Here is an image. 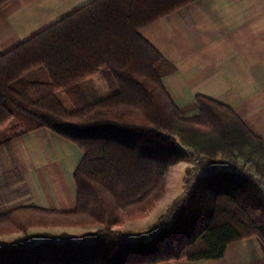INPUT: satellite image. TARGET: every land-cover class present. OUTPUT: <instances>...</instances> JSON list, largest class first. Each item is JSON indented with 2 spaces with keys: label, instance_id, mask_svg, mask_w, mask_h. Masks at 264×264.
<instances>
[{
  "label": "trees",
  "instance_id": "1",
  "mask_svg": "<svg viewBox=\"0 0 264 264\" xmlns=\"http://www.w3.org/2000/svg\"><path fill=\"white\" fill-rule=\"evenodd\" d=\"M188 1L89 0L0 52V143L46 127L81 150L71 172L72 209L33 202L0 209V235L21 233L0 237V264H148L219 257L226 242L251 234L264 243V141L229 106L201 94L197 114L180 115L160 80L172 65L138 33ZM94 75L88 93L83 82ZM182 145L221 161L195 178L162 231L147 238L116 233L162 196L167 167L186 153ZM227 175L240 186L229 185ZM188 210L193 224L178 233L174 251L131 257ZM83 224L96 227L77 239L66 231L25 235L29 226Z\"/></svg>",
  "mask_w": 264,
  "mask_h": 264
},
{
  "label": "crops",
  "instance_id": "2",
  "mask_svg": "<svg viewBox=\"0 0 264 264\" xmlns=\"http://www.w3.org/2000/svg\"><path fill=\"white\" fill-rule=\"evenodd\" d=\"M87 1L4 0L0 52ZM138 33L172 65L160 80L180 115L197 114L195 94H201L229 106L264 141V0H190L140 26ZM80 157L74 142L46 127L11 136L0 143V199L72 209L71 172ZM10 171L12 178L1 183ZM140 220L120 229L131 237L142 234ZM148 264H264V243L251 234L226 242L219 257Z\"/></svg>",
  "mask_w": 264,
  "mask_h": 264
},
{
  "label": "rangeland",
  "instance_id": "3",
  "mask_svg": "<svg viewBox=\"0 0 264 264\" xmlns=\"http://www.w3.org/2000/svg\"><path fill=\"white\" fill-rule=\"evenodd\" d=\"M96 77L97 76L94 75L93 78L90 79V81H87V79L84 80L83 87L85 84V89L88 93H91V92L94 93V88L96 87V84L98 82V79H95ZM56 93H57V96L61 100L66 101L65 99L66 96L63 91L59 90ZM15 120H16L15 118H12L8 122V124L13 123ZM183 147H187L189 150H191V148L187 145H182L181 148L183 149ZM188 153L186 152L183 154V157L180 158L181 160H179L178 164L174 162L175 163L174 165L172 163L167 167L164 173V186L169 181V183L167 184L168 187L166 188V193H164L163 191L162 196L155 202V205L151 209H149L144 216L135 218V219H141L140 221H142L145 224V226H142L141 228L143 230L141 233L144 236V238L153 237L154 234L157 233V230L162 231L164 227L169 225L170 222L175 218V217L172 218L170 221L167 222V224L165 222L166 219H163L165 214H167L168 210L173 207L178 209L177 210V213H178L179 206L182 204L184 200V196L189 191V188L192 186L195 178L200 175L196 172L191 174V172L194 171L195 167H197L198 164L203 162V159H199V157L201 156L202 158L210 159L213 162L215 161L214 164L216 165L219 164V162L221 161V159L218 156H210L208 154L201 153V152L199 153L193 152V154H188ZM196 157L198 158L197 159V162H199L198 164H196L197 162L195 161ZM0 164H2V162ZM244 169L248 170L250 168L244 167ZM13 175L14 174L12 171L8 173L4 172L3 176H1V183L5 180H9L10 178H12ZM220 179L221 181H223L224 177H220ZM236 182H237V185L240 186V182L239 181H236ZM236 182L233 181V179H229L228 183H231L229 185L236 186L234 185ZM3 200L4 199H0V209L6 207L7 205L16 204L15 201L11 199L7 201H3ZM178 204L180 205L178 206ZM191 212L193 211L192 210L186 211V213L180 217V219L178 220L176 224H174V226H172L165 234L161 235L156 240L150 241L147 244L142 245L141 247H138L132 250L131 257L133 259L134 258L135 259L144 258L147 256H153L156 254H168L174 251L177 246V241H178L177 238L182 236L181 234L177 236L178 233L180 232L182 234L183 232L185 233V231L189 230L191 224H193L192 222L194 221V219H193V216L191 215ZM175 216H177V214ZM168 219H169V216H168ZM124 223L116 227L117 229V230L115 229L116 233L121 232V234L124 233V234H127L128 237H130L129 234L126 232L127 230L123 232V230L120 229V227H122ZM95 227L96 225L94 224H89V225L83 224V225H76V226H47V227L29 226L27 228L28 230H26L25 232L26 233L25 235L27 237H30L31 233L35 231H39V230H49L52 232L66 231L70 233L73 238L77 239V238H80L86 230H92ZM19 234L21 233L11 232L9 234H2L0 235V237L1 238H11L14 235H19ZM173 235H176V237L175 236L171 237Z\"/></svg>",
  "mask_w": 264,
  "mask_h": 264
},
{
  "label": "built area",
  "instance_id": "4",
  "mask_svg": "<svg viewBox=\"0 0 264 264\" xmlns=\"http://www.w3.org/2000/svg\"><path fill=\"white\" fill-rule=\"evenodd\" d=\"M183 149L188 153V154H193L191 150H189L187 147H183ZM188 149V150H187ZM197 157L195 158V161L197 162ZM199 159H203V162L198 164L199 162H197L196 164H198L197 167H195L194 171L191 172V174H193L194 172L200 174L199 176H203L209 172H212L217 166L218 164H214L215 161H211L210 159H205V158H202L201 156L199 157ZM180 204H178L179 206ZM177 210L175 207L171 208L168 210L167 214H165L164 218L163 219H166L165 222L167 224L168 221H170L172 218L176 217L175 215L177 214ZM167 215V216H166ZM168 216H169V219H168ZM124 237H128L127 234H122ZM58 238V237H56Z\"/></svg>",
  "mask_w": 264,
  "mask_h": 264
}]
</instances>
